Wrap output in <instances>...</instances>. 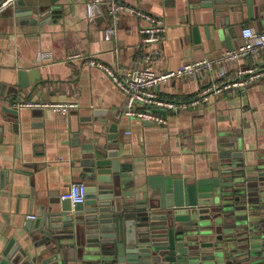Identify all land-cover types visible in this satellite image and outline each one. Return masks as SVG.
<instances>
[{
  "label": "crops",
  "instance_id": "crops-1",
  "mask_svg": "<svg viewBox=\"0 0 264 264\" xmlns=\"http://www.w3.org/2000/svg\"><path fill=\"white\" fill-rule=\"evenodd\" d=\"M24 1L19 8L50 2ZM88 1L58 0L57 12L43 17L36 12L18 17V5L0 14V257L11 241L34 252L28 228L38 225L45 212L60 208V195L72 183L94 185L82 169V147L104 144L112 124L117 129L111 135L118 136L121 159L128 165V189L136 192L150 190V180L208 179L227 163L256 176L254 167L264 159V80L242 93L213 97L197 110L167 114L166 125L124 116V93L111 75L86 64L84 57L118 76L139 68L143 22L122 15L116 39L108 41L104 30L111 16L106 10L90 19ZM122 1L164 20L163 53L155 66L159 72L238 48L244 27L264 32V0ZM75 53L80 58L69 59ZM254 62L247 57L226 70L236 75ZM257 65L264 68V53ZM219 68L197 81H169L159 87L160 96L191 99ZM26 100L75 102L79 108L67 116L51 108H14L15 101Z\"/></svg>",
  "mask_w": 264,
  "mask_h": 264
},
{
  "label": "water",
  "instance_id": "water-1",
  "mask_svg": "<svg viewBox=\"0 0 264 264\" xmlns=\"http://www.w3.org/2000/svg\"><path fill=\"white\" fill-rule=\"evenodd\" d=\"M57 1L21 9L25 1L17 0L13 7L18 17H43L57 12ZM111 134L82 147V169L94 183L86 200L45 212L28 228L34 252L11 241L0 264H264V159L256 176L227 163L208 179L150 180V190L136 192Z\"/></svg>",
  "mask_w": 264,
  "mask_h": 264
},
{
  "label": "built area",
  "instance_id": "built-area-1",
  "mask_svg": "<svg viewBox=\"0 0 264 264\" xmlns=\"http://www.w3.org/2000/svg\"><path fill=\"white\" fill-rule=\"evenodd\" d=\"M17 0H5L0 5V14L14 5ZM87 15L90 19L101 16L104 11L109 12L112 22L105 28L104 37L108 41L115 40L118 34V20L122 15H131L143 22L139 29L141 35V66L134 70H126L121 76L98 60L86 58V64L105 70L111 75L126 97L123 115L143 123L157 125L168 124L167 114L178 115L183 111L197 110L206 105L213 97L222 94L232 95L244 92L250 85L264 80V68L257 65L264 53V32L250 27H244L241 32L242 43L233 50L224 51L217 59L203 58L185 63L175 70L156 71L155 66L162 57L164 35L167 26L164 20L138 7L128 5L122 0H89ZM81 54L69 55V59L80 58ZM247 57L255 61L253 65L244 66L236 71V75L229 74L228 65ZM46 58L40 54V59ZM220 67L212 82L200 87L198 93L191 99L163 98L159 87L172 80L190 79L197 81L204 73H212ZM16 109L51 108L55 112L67 116L79 105L75 102L48 101H15ZM86 184L72 183L66 193L60 195V200H69L72 204L83 203L86 200ZM35 220V216H29Z\"/></svg>",
  "mask_w": 264,
  "mask_h": 264
}]
</instances>
